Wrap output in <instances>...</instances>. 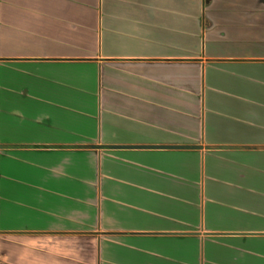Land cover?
I'll list each match as a JSON object with an SVG mask.
<instances>
[{
    "label": "crops",
    "instance_id": "1",
    "mask_svg": "<svg viewBox=\"0 0 264 264\" xmlns=\"http://www.w3.org/2000/svg\"><path fill=\"white\" fill-rule=\"evenodd\" d=\"M0 264H264V0H0Z\"/></svg>",
    "mask_w": 264,
    "mask_h": 264
},
{
    "label": "water",
    "instance_id": "2",
    "mask_svg": "<svg viewBox=\"0 0 264 264\" xmlns=\"http://www.w3.org/2000/svg\"><path fill=\"white\" fill-rule=\"evenodd\" d=\"M147 147H150V146H147ZM165 147H188V146H165ZM195 148H198L199 146H193Z\"/></svg>",
    "mask_w": 264,
    "mask_h": 264
}]
</instances>
